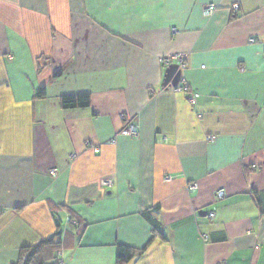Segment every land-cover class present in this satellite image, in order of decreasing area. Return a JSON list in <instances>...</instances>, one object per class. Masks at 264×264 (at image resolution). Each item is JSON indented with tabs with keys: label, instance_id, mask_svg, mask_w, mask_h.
<instances>
[{
	"label": "crops",
	"instance_id": "0c3cea01",
	"mask_svg": "<svg viewBox=\"0 0 264 264\" xmlns=\"http://www.w3.org/2000/svg\"><path fill=\"white\" fill-rule=\"evenodd\" d=\"M59 231L61 264H264V0H0V264Z\"/></svg>",
	"mask_w": 264,
	"mask_h": 264
},
{
	"label": "trees",
	"instance_id": "16d2710c",
	"mask_svg": "<svg viewBox=\"0 0 264 264\" xmlns=\"http://www.w3.org/2000/svg\"><path fill=\"white\" fill-rule=\"evenodd\" d=\"M43 94L44 92L42 91L39 96ZM61 105L64 109L88 108L91 105V97L88 94L64 96L61 99ZM61 234V231H59L49 239L22 248L20 251V260L17 264H61L59 258L62 248ZM138 254L131 247L119 245L116 264H128Z\"/></svg>",
	"mask_w": 264,
	"mask_h": 264
},
{
	"label": "built area",
	"instance_id": "2783aa9c",
	"mask_svg": "<svg viewBox=\"0 0 264 264\" xmlns=\"http://www.w3.org/2000/svg\"><path fill=\"white\" fill-rule=\"evenodd\" d=\"M237 8V7H235ZM216 10V6L213 5V4H210L206 7V10H205V13L207 15H211L212 13H214V11ZM251 42L253 43L254 40H251ZM185 59H186V56L184 54H176V55H172V56H168V57H164V58H161L160 59V62L163 66H166V67H169L173 62H177L179 64V69H185L186 68V65H185ZM188 88H187V84H186V80L185 79H182V82H181V85L178 86L177 88H175V92L177 93H184V92H187ZM124 119H126L124 117ZM120 135H123V136H127V137H138L139 135V132H138V129L135 125L131 124V123H127V125L120 131L119 133ZM211 141H213L215 138L214 137H210L209 138ZM115 140H113L111 143L112 144H115ZM98 150V149H97ZM96 150V151H97ZM257 168L254 167V170H256ZM58 171L57 170H53L51 172V174H57ZM173 178L171 176H167L165 177V181L166 182H172ZM112 184V182L110 180H103L102 181V186L108 188L110 187ZM188 189L190 191H193V190H197L198 189V184L196 183H192L189 185ZM225 190L223 189H220L216 192L215 194V197H216V200L220 201L222 199L225 198ZM210 218H213L214 217V214L211 213L209 215ZM206 239V237H205ZM61 254V253H60Z\"/></svg>",
	"mask_w": 264,
	"mask_h": 264
},
{
	"label": "water",
	"instance_id": "95a60500",
	"mask_svg": "<svg viewBox=\"0 0 264 264\" xmlns=\"http://www.w3.org/2000/svg\"><path fill=\"white\" fill-rule=\"evenodd\" d=\"M175 72H176V69L174 68H171L168 70L166 80H165V85H167L168 83H170V81H172V79L175 77Z\"/></svg>",
	"mask_w": 264,
	"mask_h": 264
}]
</instances>
